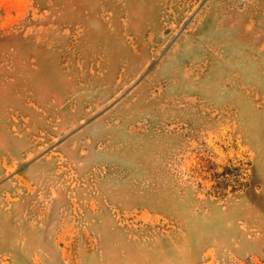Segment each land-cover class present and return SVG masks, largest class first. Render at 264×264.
Listing matches in <instances>:
<instances>
[{
    "label": "rangeland",
    "instance_id": "rangeland-1",
    "mask_svg": "<svg viewBox=\"0 0 264 264\" xmlns=\"http://www.w3.org/2000/svg\"><path fill=\"white\" fill-rule=\"evenodd\" d=\"M0 264H264V0H0Z\"/></svg>",
    "mask_w": 264,
    "mask_h": 264
}]
</instances>
